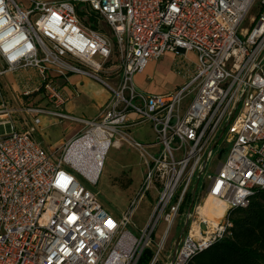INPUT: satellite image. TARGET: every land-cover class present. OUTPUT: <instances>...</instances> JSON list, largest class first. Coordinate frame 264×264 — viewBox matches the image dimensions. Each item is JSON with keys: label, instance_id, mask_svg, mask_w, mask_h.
<instances>
[{"label": "built area", "instance_id": "1", "mask_svg": "<svg viewBox=\"0 0 264 264\" xmlns=\"http://www.w3.org/2000/svg\"><path fill=\"white\" fill-rule=\"evenodd\" d=\"M26 1L0 0V75L19 74L21 95L42 91L53 108L34 102L14 109L0 93V264H137L147 249L148 264H189L230 236L228 211L264 190V0H79L82 17H94L97 28L83 22L74 2ZM246 18L251 27L242 28ZM167 53L181 57L173 64L181 83L160 93L137 89L135 75ZM70 74L109 90L97 118L62 111L65 97L55 78ZM16 112L24 114L22 130L13 122ZM41 115L78 119L84 134L61 153L47 152L34 138ZM144 121L155 140L142 144L125 129ZM96 127L106 138L105 154L127 142L144 166L139 188L118 216L73 173L97 183L105 154L98 173L87 175L73 166L72 153ZM222 137L229 148L210 173ZM152 190L153 210L137 228L135 210ZM208 197L224 205L222 215L199 212ZM179 215L182 231L166 247ZM160 220L165 228L154 247Z\"/></svg>", "mask_w": 264, "mask_h": 264}, {"label": "rangeland", "instance_id": "2", "mask_svg": "<svg viewBox=\"0 0 264 264\" xmlns=\"http://www.w3.org/2000/svg\"><path fill=\"white\" fill-rule=\"evenodd\" d=\"M15 1L18 2L20 0ZM69 1L75 3L77 9L76 11L79 15L78 11L83 8V4L72 0ZM250 15H256V10H252L250 12ZM82 20L83 22L87 21V23L92 26L96 25L94 17H90V19L83 17ZM98 26L106 34H109V28L105 23L100 21L98 23ZM241 27H251L249 18H246L242 22ZM113 40L114 39L112 38V41ZM187 58L191 61H195L196 56L193 53H188ZM177 60H181V57L175 58L172 54L167 53L160 59L149 62L142 71L145 86H153L157 89V91L164 92L167 90H171L175 88V86L179 85L182 81L181 76L177 74L173 69L174 61ZM18 75L19 74L16 75V73L9 72L0 75L1 96L7 101L8 105H11L14 109H18L25 105H31L35 102L33 101V97L35 96V94L27 98L21 95L20 90L22 89L21 85L23 84V81H20ZM134 82L137 89L146 92V90H144V86H140L138 84V82L136 81V77L134 78ZM40 93L44 95L42 91L38 92V94ZM44 98L45 96H43L42 99ZM188 100L189 97L185 100V103L188 102ZM23 118V113L16 112L13 115V122L15 126L20 130H22V128H25ZM125 132L133 137L134 140L142 144L149 143L155 140V133L153 132L152 124L149 121H144L133 127L127 128L125 129ZM82 134H84V126L75 137H79ZM228 148L229 144L225 143L222 137L218 141L214 149L213 157L210 161L209 166L210 173H214L217 170L218 166L224 161ZM57 153H61V148L57 150ZM73 173L75 174L77 180L84 187L98 194V198L105 209H107L113 215L118 216L120 212L128 206L129 201L135 195V192L139 188L144 175V166L142 164V160L138 151L131 147L127 142H122L121 146L119 147H109L104 156L96 184H91L90 182H88L77 171H73ZM200 190V187H198L196 190V195L200 193ZM155 197L156 192L152 190L148 192L145 198L142 199V201L138 204L135 210L134 217L132 219L137 228L142 227L145 224L148 216L151 214L153 205L155 203ZM129 228H131V226ZM164 228L165 223L160 220L156 227L155 234L152 237L154 247L157 243V237L160 235ZM182 228L183 217L179 215L175 219L171 230L169 231L166 247L171 243V240L175 235L181 233ZM172 248L173 245L171 244L165 254H169ZM162 257L163 254L160 256V258Z\"/></svg>", "mask_w": 264, "mask_h": 264}, {"label": "crops", "instance_id": "3", "mask_svg": "<svg viewBox=\"0 0 264 264\" xmlns=\"http://www.w3.org/2000/svg\"><path fill=\"white\" fill-rule=\"evenodd\" d=\"M72 1L79 2V0ZM18 3L26 4L27 1L20 0ZM30 74L33 76L35 73L32 71ZM135 77L138 84L144 86L146 92L160 93L153 86H145L142 72L136 74ZM55 82L65 97L62 111L78 119L93 120L97 118L110 98L109 90L101 82L78 74H70L67 78L56 77ZM31 83H37L36 78L33 77ZM37 94L35 93L33 101L49 109L53 108L46 98L42 99L44 96L42 93ZM78 119L69 120L51 115H41V123L34 138L47 152H56L81 131L84 123Z\"/></svg>", "mask_w": 264, "mask_h": 264}, {"label": "trees", "instance_id": "4", "mask_svg": "<svg viewBox=\"0 0 264 264\" xmlns=\"http://www.w3.org/2000/svg\"><path fill=\"white\" fill-rule=\"evenodd\" d=\"M78 13L83 18V12ZM227 217L231 235L195 255L189 264H264V190L256 191L245 207L229 210ZM150 257L147 249L137 264H148Z\"/></svg>", "mask_w": 264, "mask_h": 264}, {"label": "bare ground", "instance_id": "5", "mask_svg": "<svg viewBox=\"0 0 264 264\" xmlns=\"http://www.w3.org/2000/svg\"><path fill=\"white\" fill-rule=\"evenodd\" d=\"M106 148V138L100 131V127H96L92 134L82 136L74 143L72 153L77 154V156L73 159V166L87 175H96ZM85 152L87 155L84 157ZM223 211L224 205L211 197H208L199 209L201 214L216 217L222 215Z\"/></svg>", "mask_w": 264, "mask_h": 264}, {"label": "water", "instance_id": "6", "mask_svg": "<svg viewBox=\"0 0 264 264\" xmlns=\"http://www.w3.org/2000/svg\"><path fill=\"white\" fill-rule=\"evenodd\" d=\"M195 190H196V184H195V186H194V188H193V192H195ZM190 208H191V205H189L188 210H190ZM177 244H178V240H177V242H176V244H175V247H174L175 250H176V248H177Z\"/></svg>", "mask_w": 264, "mask_h": 264}]
</instances>
